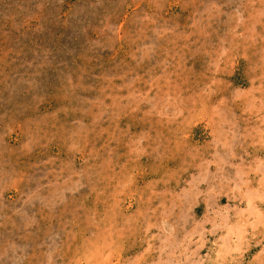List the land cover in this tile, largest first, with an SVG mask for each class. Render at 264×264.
Segmentation results:
<instances>
[{"label": "rangeland", "instance_id": "374dc122", "mask_svg": "<svg viewBox=\"0 0 264 264\" xmlns=\"http://www.w3.org/2000/svg\"><path fill=\"white\" fill-rule=\"evenodd\" d=\"M0 264H264V0H0Z\"/></svg>", "mask_w": 264, "mask_h": 264}]
</instances>
